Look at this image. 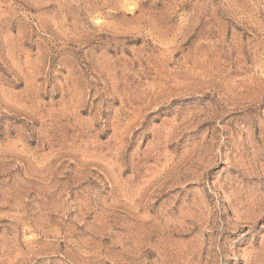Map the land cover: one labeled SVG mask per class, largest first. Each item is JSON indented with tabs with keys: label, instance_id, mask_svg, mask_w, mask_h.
<instances>
[{
	"label": "rangeland",
	"instance_id": "obj_1",
	"mask_svg": "<svg viewBox=\"0 0 264 264\" xmlns=\"http://www.w3.org/2000/svg\"><path fill=\"white\" fill-rule=\"evenodd\" d=\"M0 264H264V0H0Z\"/></svg>",
	"mask_w": 264,
	"mask_h": 264
}]
</instances>
